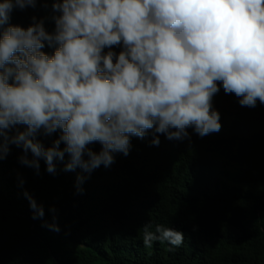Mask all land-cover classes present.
Wrapping results in <instances>:
<instances>
[{
	"label": "clouds",
	"instance_id": "obj_1",
	"mask_svg": "<svg viewBox=\"0 0 264 264\" xmlns=\"http://www.w3.org/2000/svg\"><path fill=\"white\" fill-rule=\"evenodd\" d=\"M36 4L0 2V161L15 145L19 163L37 175L41 159L55 175L66 155L64 171L90 175L128 156L133 137L151 133L158 146L157 134L218 133L213 98L221 88L242 107L264 105V0H53V32L35 16L26 28L9 23L14 9ZM54 133L50 146L37 138ZM85 179L77 175L78 194ZM24 195L42 219L43 205ZM43 226L60 231L55 215ZM150 228L145 246L184 242L173 227Z\"/></svg>",
	"mask_w": 264,
	"mask_h": 264
},
{
	"label": "trees",
	"instance_id": "obj_2",
	"mask_svg": "<svg viewBox=\"0 0 264 264\" xmlns=\"http://www.w3.org/2000/svg\"><path fill=\"white\" fill-rule=\"evenodd\" d=\"M52 3L14 9L9 23L26 28L35 16L51 33ZM43 51L54 48L45 44ZM213 106L218 133L200 137L188 129L183 140L157 134L158 146L151 133L133 137L128 156L116 154L111 167L90 175L64 171L67 155L55 175L41 159L37 175L12 145L0 161V264H264V105L242 107L221 88ZM58 135L37 138L50 146ZM78 174L86 177L82 194ZM25 191L43 205L42 219H33ZM54 215L59 232L43 226ZM148 224L153 232L157 224L181 231L183 244L145 246Z\"/></svg>",
	"mask_w": 264,
	"mask_h": 264
}]
</instances>
